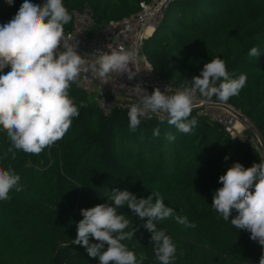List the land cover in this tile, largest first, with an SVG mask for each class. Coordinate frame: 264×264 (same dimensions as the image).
I'll return each mask as SVG.
<instances>
[{
	"label": "trees",
	"instance_id": "1",
	"mask_svg": "<svg viewBox=\"0 0 264 264\" xmlns=\"http://www.w3.org/2000/svg\"><path fill=\"white\" fill-rule=\"evenodd\" d=\"M151 0H63L70 15L88 7L96 26L136 13ZM42 3L43 0H31ZM23 0L9 6L0 0V19L8 22ZM72 20L64 26L71 28ZM256 47L259 58L249 56ZM157 74L175 89L199 76L205 63L220 57L230 78L247 76L239 94L227 104L237 109L264 142V0H171L158 25L143 44ZM69 96L79 109L64 137L39 155L17 151L16 159L4 153L10 146L0 127V167L9 165L20 175L22 191L0 201V264H99L81 245L73 244L81 209L109 202L113 189L139 198L159 192L167 207L186 216L195 228L166 218L157 222L177 246L175 264H259L264 246L250 233L236 229L212 208L222 187L219 177L234 163L245 168L264 161L249 142L230 138L217 124L191 114L197 125L191 133L179 132L167 118L141 119L130 131L126 113L102 115L91 95L72 83ZM216 100L215 97H213ZM86 107H79L80 102ZM160 135L154 136V129ZM171 133L175 140L166 139ZM228 157V159H225ZM156 197L153 196V202ZM138 228L134 239L124 241L144 264H159L150 242L151 233L125 206L118 209ZM235 210L232 216H236ZM131 230V229H126ZM90 237V243H96ZM183 251V256L180 252Z\"/></svg>",
	"mask_w": 264,
	"mask_h": 264
},
{
	"label": "clouds",
	"instance_id": "2",
	"mask_svg": "<svg viewBox=\"0 0 264 264\" xmlns=\"http://www.w3.org/2000/svg\"><path fill=\"white\" fill-rule=\"evenodd\" d=\"M5 3L11 6L14 0ZM71 20L63 0H23L15 16L0 24V127L6 130L10 141L5 158L11 154L16 159L17 151L39 155L64 137L72 118L79 116L69 88L82 70L105 81L112 74H126L132 80L140 72L136 68L137 49H112L110 45L108 51L101 52L84 67L77 44L69 43L71 36L64 33V26ZM248 54L257 58L261 55L256 47ZM5 68L10 70L4 73ZM187 80L191 82L171 95L167 87L164 91L157 87L149 94L137 85L134 89L142 94L137 103L129 106L130 131L136 130L142 117L152 113L159 114L161 122L167 118L169 125L189 134L197 125L195 118L189 119L197 100L202 97L211 101L215 97L217 102L227 103L245 86L247 76L230 78L226 62L217 57L204 64L199 76ZM86 106L83 101L79 104ZM153 135L158 137L160 129H154ZM166 139L173 141L175 136L168 133ZM20 180L11 165L7 169L0 167V201L10 200L13 189L23 190ZM219 182L222 187L213 196L212 208L224 221L249 232L251 240L264 246V161L248 168L236 162L219 177ZM109 200L111 203L81 209L83 219L76 225L73 244L83 246L90 257H98L99 264H144L145 253L137 255L123 243L133 240L138 231L131 218L118 211L127 206L133 215L141 220L146 218L143 227L151 233L150 242L159 264H175L177 246L166 230L157 228V222L171 217L188 228H195V223L176 215L159 192L138 199L127 190L113 189ZM233 210L237 213L234 217ZM90 237L97 242L90 243ZM183 254L181 251L180 255ZM259 264H264V255Z\"/></svg>",
	"mask_w": 264,
	"mask_h": 264
},
{
	"label": "built area",
	"instance_id": "3",
	"mask_svg": "<svg viewBox=\"0 0 264 264\" xmlns=\"http://www.w3.org/2000/svg\"><path fill=\"white\" fill-rule=\"evenodd\" d=\"M170 1L141 2L138 11L133 15L111 20L102 26H96L88 7L81 11H72L71 28L64 33L66 37L71 36L69 43L77 44V51L85 61L84 67H87L101 52L108 51V45L112 49L135 48L139 52L136 68L140 72L132 80H129L126 74L119 76L112 74L105 81L93 76L90 71L82 70L77 81L72 83L93 97V101L102 115L108 116L113 111H121L127 115L129 106L137 103L142 94L141 90L134 89L137 85L149 94L157 87L161 91L167 87L169 95L179 90L170 87L157 74L143 51L145 39L152 34L158 25L160 17ZM4 23L7 22L0 19V24ZM9 70L10 68H5L3 71L6 73ZM191 114L209 123L217 124L230 138L248 142L241 134L246 119L241 117L242 114L237 109L227 103H219L213 98L208 101L201 97L194 104ZM152 117L160 118L159 114L149 113L141 119Z\"/></svg>",
	"mask_w": 264,
	"mask_h": 264
},
{
	"label": "rangeland",
	"instance_id": "4",
	"mask_svg": "<svg viewBox=\"0 0 264 264\" xmlns=\"http://www.w3.org/2000/svg\"><path fill=\"white\" fill-rule=\"evenodd\" d=\"M246 121L249 123V121L246 119ZM244 126V130L242 131V136L248 140V142L252 145L253 149L258 152L262 159L264 160V151L262 149L260 142V136L259 134L252 132L249 127L246 125Z\"/></svg>",
	"mask_w": 264,
	"mask_h": 264
},
{
	"label": "water",
	"instance_id": "5",
	"mask_svg": "<svg viewBox=\"0 0 264 264\" xmlns=\"http://www.w3.org/2000/svg\"><path fill=\"white\" fill-rule=\"evenodd\" d=\"M242 118H245L243 115L241 116ZM246 119V118H245ZM243 120V119H242ZM249 124H250V127H249V129L252 131V132H255V133H257L256 132V130H255V128L252 126V124L249 122ZM260 143H261V145H262V149H263V151H264V142L260 139Z\"/></svg>",
	"mask_w": 264,
	"mask_h": 264
},
{
	"label": "bare ground",
	"instance_id": "6",
	"mask_svg": "<svg viewBox=\"0 0 264 264\" xmlns=\"http://www.w3.org/2000/svg\"><path fill=\"white\" fill-rule=\"evenodd\" d=\"M245 125L247 126V127H250V124L246 121L245 122Z\"/></svg>",
	"mask_w": 264,
	"mask_h": 264
}]
</instances>
